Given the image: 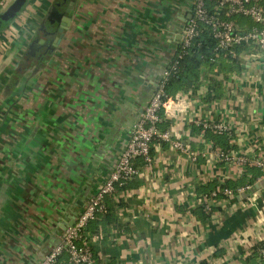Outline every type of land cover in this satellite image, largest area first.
Masks as SVG:
<instances>
[{"label":"crops","instance_id":"obj_1","mask_svg":"<svg viewBox=\"0 0 264 264\" xmlns=\"http://www.w3.org/2000/svg\"><path fill=\"white\" fill-rule=\"evenodd\" d=\"M54 1L0 14V264H37L73 225L169 69L193 0H64L52 16ZM242 73L218 89L205 74L207 94L200 86L158 126L187 151L156 139L152 165L137 160L139 174L107 196L108 219L88 227L112 264H243L259 249L263 173L210 212L200 199L254 166L216 163L197 122L226 123L229 148L264 157V61Z\"/></svg>","mask_w":264,"mask_h":264},{"label":"built area","instance_id":"obj_2","mask_svg":"<svg viewBox=\"0 0 264 264\" xmlns=\"http://www.w3.org/2000/svg\"><path fill=\"white\" fill-rule=\"evenodd\" d=\"M7 3L8 0H0V13ZM209 4L213 6L210 7ZM239 17L250 19L253 25L248 27L246 23L238 20ZM201 25L209 29L212 38L216 41V49L235 59L243 68V76L246 66L255 65L256 68V65L264 59V0H193L191 17L181 31L178 50L181 48L182 51L190 45L198 36ZM176 57L180 58L181 54L177 53ZM170 68V70L174 69V67ZM169 69L164 72L144 110L132 125L129 139L108 177L88 198L85 207L74 219L73 225L60 234L58 242L37 264H111L110 259L103 255L100 248L102 234L92 233L88 227L99 214L104 213L106 197L112 195L116 189L123 188L139 174L135 166L137 160H141L145 167L149 168L152 165L151 149L156 139L168 142L172 149L187 151L181 142L170 139L169 132L158 129L164 120L176 116L180 112L183 100L191 96L190 91L176 94L174 97L165 93V85L170 75ZM233 75L232 78L236 76ZM201 88L204 94H207L209 83L204 80ZM196 124L203 131H211L218 136L230 135L229 126L223 122L213 124L207 120ZM210 145L216 163L235 166L241 171L247 166H254L264 174L262 155L247 156L232 148L224 150L214 147L212 143ZM249 188L250 185H246L233 191L227 187H217L209 194L200 195V199L203 208L210 212L211 203L220 200V197L241 194ZM259 252L264 260V238Z\"/></svg>","mask_w":264,"mask_h":264},{"label":"trees","instance_id":"obj_3","mask_svg":"<svg viewBox=\"0 0 264 264\" xmlns=\"http://www.w3.org/2000/svg\"><path fill=\"white\" fill-rule=\"evenodd\" d=\"M23 6H21V8ZM212 6L211 4L210 7ZM238 20H240V18H238ZM199 29L198 36L191 41L190 45L182 51L181 48L178 50L177 53L181 54V57H174L171 62L170 67H174V69L170 70L171 68L169 67L170 75L165 85V93L168 96L174 97L178 92L186 91L195 94L203 84L205 74L210 75L209 80L213 82V88L216 87V89H218L219 85L221 86L222 81L228 74L241 71V66L235 59L230 58L222 51L216 49V41L212 38L209 29L202 25ZM218 76L222 78L221 82L217 80ZM216 95V90L214 89L213 93L211 91L210 99H214ZM163 123H165V127L168 124L167 121L162 122V124ZM205 132L206 138L210 139L214 147L219 146L224 150L229 148L226 136H218L211 131ZM261 173V170L256 167H247L241 178L236 181L237 184L231 185L227 183L224 186H220L213 183L209 187H205L202 193L209 194L217 187L235 188V191L237 186L253 184L254 181L261 176ZM108 216L109 212L105 206V211L101 213L100 217H102V220L106 221ZM104 236L106 237L107 235L105 234ZM104 247L107 248L108 246L105 245ZM260 248L261 245L259 249H254L251 257H247L243 264H264L260 256ZM109 253L111 254L112 260L116 258L117 252L115 250L109 251Z\"/></svg>","mask_w":264,"mask_h":264},{"label":"water","instance_id":"obj_4","mask_svg":"<svg viewBox=\"0 0 264 264\" xmlns=\"http://www.w3.org/2000/svg\"><path fill=\"white\" fill-rule=\"evenodd\" d=\"M26 1L27 0H13L12 2H10L8 4V6H6L2 10L3 12H1V13L5 14V16L3 17V20H5V21L9 20L8 14H10V16H15L20 11L21 6H23L26 3ZM71 6H72V2H70V6H69L70 9L72 8ZM62 21L67 23L69 21V19L64 17V19ZM64 22L61 23L60 27L57 29V32L55 33V39H54L55 43L59 42V39L62 35V32L65 29Z\"/></svg>","mask_w":264,"mask_h":264},{"label":"flooded vegetation","instance_id":"obj_5","mask_svg":"<svg viewBox=\"0 0 264 264\" xmlns=\"http://www.w3.org/2000/svg\"><path fill=\"white\" fill-rule=\"evenodd\" d=\"M68 1H71V0H68ZM62 2H64V0H55V1H54V6H53V8H52V9H53V11H52L53 13L51 14L52 16L56 15V12H55V11L58 9L57 6H58L60 3H62ZM49 28H50V27H49ZM47 29H48V28H47ZM47 31H48V30H47ZM46 33H47V32H46Z\"/></svg>","mask_w":264,"mask_h":264},{"label":"rangeland","instance_id":"obj_6","mask_svg":"<svg viewBox=\"0 0 264 264\" xmlns=\"http://www.w3.org/2000/svg\"><path fill=\"white\" fill-rule=\"evenodd\" d=\"M240 18V22L242 23H246L248 25V27L252 26L253 23L250 19H247V18H243V17H239ZM261 61H264V59H262Z\"/></svg>","mask_w":264,"mask_h":264}]
</instances>
